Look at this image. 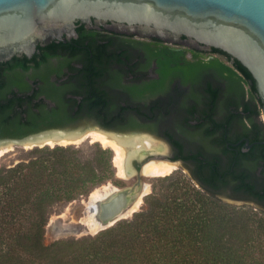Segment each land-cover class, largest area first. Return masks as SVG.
Returning <instances> with one entry per match:
<instances>
[{"label":"trees","instance_id":"trees-1","mask_svg":"<svg viewBox=\"0 0 264 264\" xmlns=\"http://www.w3.org/2000/svg\"><path fill=\"white\" fill-rule=\"evenodd\" d=\"M240 67L250 81V72ZM21 90L22 95L13 91L14 97L0 91V137L66 126L82 116L84 107L76 99L62 96L58 106L47 109L33 102L36 92L24 95L28 89ZM102 125L127 129L139 124ZM28 153L25 160L0 165V264H264V214L219 196L231 190L232 198L242 199L243 191L257 190L256 178L248 179L241 165V153L233 151L227 167L212 156L206 162L184 155L196 164L191 174L201 188L182 175L155 177L161 185L153 183V191L144 197L146 207L131 218L96 234L50 244L45 231L56 205L88 195L108 181L118 184L114 151L94 142L36 146Z\"/></svg>","mask_w":264,"mask_h":264},{"label":"flooded vegetation","instance_id":"flooded-vegetation-1","mask_svg":"<svg viewBox=\"0 0 264 264\" xmlns=\"http://www.w3.org/2000/svg\"><path fill=\"white\" fill-rule=\"evenodd\" d=\"M76 31L39 45L31 57L0 62L2 96L22 95L23 88L47 109L62 96L76 99L84 107L77 120L139 124L119 130L158 126L153 134L163 140L143 134L163 142L165 153L190 171L196 164L184 155L227 167L232 152L241 153L247 178L257 181L255 193L243 191L241 198L264 206L263 103L237 60L218 48L123 31L112 21H78Z\"/></svg>","mask_w":264,"mask_h":264},{"label":"water","instance_id":"water-1","mask_svg":"<svg viewBox=\"0 0 264 264\" xmlns=\"http://www.w3.org/2000/svg\"><path fill=\"white\" fill-rule=\"evenodd\" d=\"M94 19L98 23L112 21L116 27L130 33L227 52L250 72L251 82L263 103L264 116V0H0V62L19 55L31 57L39 45L54 39L65 40V34L76 36L78 21ZM89 126L118 135L147 133L159 138L144 131L119 130L83 121L45 127L22 136L0 137V148L26 142L34 144L31 148L43 147L46 145H39L38 140L52 135L83 133ZM152 159L176 162L188 168L181 160L169 157L168 152H148L130 159L131 173L125 177L130 183L117 186L119 190L93 210L106 228L122 219L120 215L129 202L147 185L151 186L143 169ZM197 183L201 186L198 180ZM107 184L112 183L104 185ZM229 194L230 191H226L219 196L225 200L232 198ZM248 202L264 208L254 201Z\"/></svg>","mask_w":264,"mask_h":264},{"label":"bare ground","instance_id":"bare-ground-1","mask_svg":"<svg viewBox=\"0 0 264 264\" xmlns=\"http://www.w3.org/2000/svg\"><path fill=\"white\" fill-rule=\"evenodd\" d=\"M84 139H91L92 141H98L105 147H111L114 150L115 158L114 164L119 171L120 177H126L131 173V167L129 160L135 156H142L144 153H165L166 146L163 142L152 138L151 136L144 135L143 133H130V134H115L112 132L104 131L96 126H89L87 130L82 132H72L68 135H52L37 142L39 145H68V144H80ZM56 144V145H55ZM23 145V144H22ZM17 144H8L0 148V162L1 158L7 150L14 148ZM25 147H32V142H26ZM176 163V162H175ZM166 162L163 160H151L145 166L143 171L150 177L163 176L171 174L176 168V164ZM147 185L143 191L137 196L136 199L129 202V204L123 209L120 217H130L138 208L142 205L143 199L147 191ZM119 188L112 184L103 185L100 188H96L90 194L89 200L86 204L85 216L83 222L88 226L89 230L93 233L106 228V224L98 217L97 212H93L94 209H98V204L106 198L112 196L117 192Z\"/></svg>","mask_w":264,"mask_h":264},{"label":"rangeland","instance_id":"rangeland-1","mask_svg":"<svg viewBox=\"0 0 264 264\" xmlns=\"http://www.w3.org/2000/svg\"><path fill=\"white\" fill-rule=\"evenodd\" d=\"M83 121L92 122L96 120L88 117L86 119L77 120L71 124H80ZM158 128H159L158 126L153 125V126L144 127L143 128L144 130L142 131L152 133V134L153 133L158 134ZM159 139L161 138L159 137ZM94 142H98V141H92L91 139H84L80 144L73 143V144H68V145L81 146V145L92 144ZM49 146L54 147V145H51V144H49ZM30 148L31 147H25L23 145L14 146V148L7 150V152L3 154L0 165L10 166L20 160L27 159L29 156L28 151L30 150ZM153 160H156V159H153ZM116 171H118L117 167H116ZM171 174L185 176L187 179H190L192 183L195 184L196 187L201 188V186H199V184L197 183V180L192 177L191 171L188 168H183L181 166L177 167ZM155 177H158V176H153V177L148 176L146 178L147 181L151 183V186L147 188V191H149L148 193H151L153 191V183H155L157 187L161 185L160 182H157L155 180ZM117 178L119 180L118 184H114L113 182H110V181H108L107 183H112L113 185H116L118 187H124L130 183V181L125 180L124 177L119 176V171H118ZM90 194L91 192L88 195L82 196L72 202L60 203L53 208V211L48 216L47 225H46L45 241L47 244H50L59 239L80 238L83 236H87L89 234H96L97 232L100 231L99 230L95 233L91 232L88 226L83 222V217L85 216V211H86V204H87V201L89 200ZM222 200L228 204H231L234 206H244L247 208L254 209L258 211L260 214H264V208L257 206L255 203L248 202L242 199H234V198H225V200L224 199ZM145 207H146V203H145V200H143L142 205L138 208L137 211H141ZM132 215L126 218H131Z\"/></svg>","mask_w":264,"mask_h":264}]
</instances>
